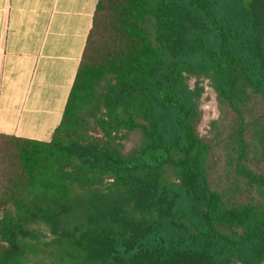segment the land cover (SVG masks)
I'll use <instances>...</instances> for the list:
<instances>
[{"label":"trees","instance_id":"16d2710c","mask_svg":"<svg viewBox=\"0 0 264 264\" xmlns=\"http://www.w3.org/2000/svg\"><path fill=\"white\" fill-rule=\"evenodd\" d=\"M45 257L264 264V0L97 1L50 140L0 134V264Z\"/></svg>","mask_w":264,"mask_h":264},{"label":"crops","instance_id":"0c3cea01","mask_svg":"<svg viewBox=\"0 0 264 264\" xmlns=\"http://www.w3.org/2000/svg\"><path fill=\"white\" fill-rule=\"evenodd\" d=\"M98 0H0V134L50 140Z\"/></svg>","mask_w":264,"mask_h":264},{"label":"rangeland","instance_id":"374dc122","mask_svg":"<svg viewBox=\"0 0 264 264\" xmlns=\"http://www.w3.org/2000/svg\"><path fill=\"white\" fill-rule=\"evenodd\" d=\"M201 109H202V118L198 126V131L201 136L209 138L208 135L209 123L217 118L218 110L216 107L214 92L208 86H205V93L202 98ZM40 264H52V263L48 257H45L40 259Z\"/></svg>","mask_w":264,"mask_h":264}]
</instances>
